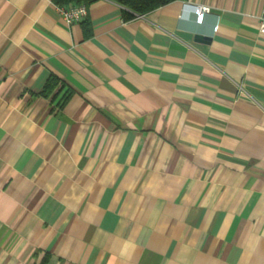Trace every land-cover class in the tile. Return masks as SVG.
<instances>
[{"label":"crops","instance_id":"1","mask_svg":"<svg viewBox=\"0 0 264 264\" xmlns=\"http://www.w3.org/2000/svg\"><path fill=\"white\" fill-rule=\"evenodd\" d=\"M263 5L0 0V264H264Z\"/></svg>","mask_w":264,"mask_h":264},{"label":"trees","instance_id":"2","mask_svg":"<svg viewBox=\"0 0 264 264\" xmlns=\"http://www.w3.org/2000/svg\"><path fill=\"white\" fill-rule=\"evenodd\" d=\"M95 0H53L56 5L66 6L71 4L90 5ZM126 8L123 15L125 19H130L135 14H146L174 0H114Z\"/></svg>","mask_w":264,"mask_h":264},{"label":"built area","instance_id":"3","mask_svg":"<svg viewBox=\"0 0 264 264\" xmlns=\"http://www.w3.org/2000/svg\"><path fill=\"white\" fill-rule=\"evenodd\" d=\"M59 11L61 12L64 21L67 24H72L78 22L87 17L89 6L86 4H71L66 6L57 5ZM207 6H198L196 9V19L198 22H202L205 12L208 11ZM259 24L260 32L264 33V5L259 14Z\"/></svg>","mask_w":264,"mask_h":264},{"label":"water","instance_id":"4","mask_svg":"<svg viewBox=\"0 0 264 264\" xmlns=\"http://www.w3.org/2000/svg\"><path fill=\"white\" fill-rule=\"evenodd\" d=\"M197 39L198 40H202V41H209L210 40V38L208 36H204V35H201V34L197 35Z\"/></svg>","mask_w":264,"mask_h":264}]
</instances>
